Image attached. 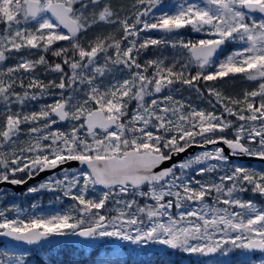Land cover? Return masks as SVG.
Segmentation results:
<instances>
[{
    "label": "snow or ice",
    "instance_id": "1",
    "mask_svg": "<svg viewBox=\"0 0 264 264\" xmlns=\"http://www.w3.org/2000/svg\"><path fill=\"white\" fill-rule=\"evenodd\" d=\"M163 3L135 0L136 11L121 17L110 0H0V184L22 186L72 161L86 168H65L63 179L50 177L27 189L28 195L61 193L74 202L68 211L25 216L18 207L0 209V237L30 246L68 237L117 240L200 256L235 249L241 251L235 264L256 259L264 264V206L240 197L249 191L264 197V169L229 164L223 148H207L224 144L232 156L264 161V0H176L171 11L161 8ZM100 24L116 25L123 35L87 40L89 30ZM186 27L207 38L180 39L179 30ZM152 30L164 36L140 39ZM60 41L68 44L53 48ZM229 44L239 47L226 52ZM150 47L175 50L171 63L161 57L140 63ZM49 53L61 63L50 64ZM41 66L59 73V82L41 80L36 75ZM119 66L129 75L105 83ZM230 74L257 86L233 98L208 84ZM198 82L215 97L212 107L220 105V114L171 94L156 98L177 84L200 92ZM53 88L61 90L60 99L25 111L29 101L50 95ZM61 122L71 124L70 130L53 131ZM230 130L231 138L225 135ZM193 147L204 150L156 171ZM188 170L196 175H186ZM215 172L222 174L214 180L196 178ZM174 207L183 210L176 214ZM8 211L15 215L10 218ZM112 211L115 215L106 214ZM257 252L259 257L249 255ZM95 255L94 264H128L118 250ZM0 264L28 261L25 253L3 251ZM41 264L61 262L50 256Z\"/></svg>",
    "mask_w": 264,
    "mask_h": 264
},
{
    "label": "rangeland",
    "instance_id": "2",
    "mask_svg": "<svg viewBox=\"0 0 264 264\" xmlns=\"http://www.w3.org/2000/svg\"><path fill=\"white\" fill-rule=\"evenodd\" d=\"M176 2V0H164V3L161 5V8H167L169 11L173 10L172 6L174 5V3ZM192 2H200V0H192ZM111 6L114 9V5H116L118 3V0H110ZM115 10V9H114ZM117 11V10H115ZM136 11V8L132 6H130L128 8V15H131L132 13H134ZM159 11V10H157ZM118 12V11H117ZM118 14L121 17H124L123 13L118 12ZM126 16V15H125ZM259 19V18H257ZM3 26L0 25V30H2ZM187 30V34L184 35V33L182 35H178V37L180 39H183L185 41L187 40H198V39H202V38H207L203 33H196L194 31L191 30L190 27H186L185 28ZM156 30H152V31H147V32H142L140 34V39L143 40L146 37H151V38H161L163 36H156L155 35ZM109 33H112L113 35H115L117 38L121 37L123 35L122 31H120L118 29V27L116 25H104V24H100L97 25L96 27H94L93 29L89 30V33L87 34V40H91L93 38H95L97 35L100 36H106ZM129 39H132L131 37ZM87 40L85 41V43H87ZM128 41H124V45H127ZM68 44L67 41H60L56 44L53 45V48H59L62 45L66 46ZM239 47V44H229V46L226 49L227 51H231L234 48ZM35 52V50H33ZM225 52V54H226ZM38 55V53H37ZM49 57L52 56L51 53L48 54ZM47 55V58H48ZM109 55H114V52L112 50L109 51ZM175 55V50L171 49V48H164L161 50H158L156 48H152L150 47L148 50L146 51H142L140 57H139V62L140 63H144L146 60H152V59H156L158 57L161 58H165V62L166 63H171L173 56ZM31 59H36V55L31 56ZM57 58V57H56ZM56 58L53 56V63H50V60L47 59L49 61L50 64H54ZM222 58V57H221ZM7 64L11 65L15 63V60H9L6 61ZM65 72H70V69H68V67L65 65ZM214 69L210 68L208 69V71H213ZM191 71L193 72V74L196 71V68L193 67L191 69ZM149 72H151V69L149 70ZM36 75L39 76V78L41 80H43L45 83H47L49 80H56L57 83L59 82V73H54V72H48L47 69L43 66L39 67L36 69ZM129 75L128 70L124 69L123 66H119L118 69L113 73V75H110L109 77L105 78V83L108 82V80L113 79V76L116 78H121V77H127ZM258 82H250L247 81L245 79H243L241 76L237 75V76H232L231 74L228 76V80L225 82L221 83V86H218L217 88L225 95V96H230L233 98H242L243 93L246 90H252L257 86ZM19 91V89H18ZM61 90L59 89H50L49 92L51 93L50 95H47L43 98H40L36 101H29L27 108L25 109V111H38L39 108L42 105H46V104H51L54 103L56 100L60 99L59 93ZM70 89L66 90V94H70ZM171 94L174 96V98L176 100H180L183 101L186 105H191L192 107L198 109V110H205V111H216L217 114H220L222 112V108L220 107V105H216L215 109H213L212 105L216 103L215 101V97L210 96L208 93V95L202 93V92H197L194 89H192L189 86L186 85H181V84H177L174 86L173 90L171 92H169V90H165L164 92L158 94V96L156 98H162L165 95ZM153 97H148L146 98L147 100H151ZM209 101H211V103H209ZM136 102L133 101L132 105L130 106V111L135 107ZM13 108L16 109V106L13 105ZM3 109V105L0 104V110ZM228 119H232L234 122L236 123H241L238 121H235L234 117H226ZM3 124V118L0 117V125ZM29 125H22V128H28ZM71 128V124H69L68 122H61V123H57L55 125L52 126V130H60V131H69ZM225 135H227L229 138L232 137L233 133L230 130L229 132L225 133ZM27 137L26 136H21V140H26ZM216 146H209L208 150H213ZM203 150L198 151L195 155L201 153ZM194 155V156H195ZM192 156V157H194ZM191 157V158H192ZM210 164L212 163H216L215 161H210ZM229 164H234V165H242L245 167H250L253 169H264V165H247L245 163L242 162H238V161H229ZM196 167H201V166H196ZM179 170H177V175H179ZM219 174H222L220 172H215L212 174H206L205 176L201 177V176H196L197 179H202V180H214ZM19 176L26 178V176L23 173L18 174ZM186 175H196L195 172H193V170H188V172L186 173ZM58 179H63L64 175L56 177ZM46 181V180H45ZM43 182V181H42ZM41 183V182H39ZM39 183L35 184L34 186L38 185ZM99 191H103L102 189H97V192ZM27 191L20 196L19 198H13L11 194H4V195H0V209H6V208H12V207H18L21 209V211L25 214V216H51V215H56V214H63L66 211H68L70 209V206L72 204H74L73 201H71L70 199L63 197L61 193H53V192H41V193H37L35 195H28L26 194ZM96 193L90 192L89 196H95ZM57 196H59L60 198L57 199ZM240 197L242 199H252L254 200L258 206H264V197H261L259 195H253L251 193V191L247 192V193H240ZM141 203H143L144 201L141 200ZM151 202V201H149ZM210 204L212 203L211 200L208 201ZM35 204L36 207L33 208L32 205ZM108 208H112L113 205L111 203H109V205L107 206ZM193 207H196V205H193ZM183 210V209H181ZM181 210H177L175 207L172 209L173 213L178 214L179 211ZM103 211V210H102ZM8 216L11 218L13 217L15 214L12 211H8ZM109 215H115V212L112 211L110 213H106ZM80 244H85L86 248L91 249L97 245H105V246H112L115 248H125L127 251L133 252L132 256V261H129L128 264H136V261H140L142 259V257H140V255H143L146 251H149L148 248L147 249H141L139 246L137 245H131L127 242L124 241H117V240H106V241H92V242H80L78 245ZM159 246V245H156ZM161 247V246H160ZM34 250H38V249H33V250H25V249H19V248H15L12 245H9L5 242L2 241V239L0 238V252L3 251H8L9 253H14V254H21V253H25L26 254V259L28 261V263L32 264V261L34 259V255L37 252H34ZM174 251H179V250H170L167 249L166 252H174ZM181 252V251H179ZM160 253V252H158ZM157 253V254H158ZM183 253V252H182ZM186 256H188V260L191 259L192 263L189 262V264H235L237 258L240 256L241 251L240 250H231L227 255H225L223 253V251L221 252H217L215 254L209 255V256H200V255H191V254H187L184 253ZM249 255H254L255 257H259L260 255H255V254H249ZM48 256H53V252L48 251ZM47 256V257H48ZM136 256V258H134ZM123 259L125 260H129L127 257H123ZM138 264H143L141 262H139ZM180 264H188L187 262H181ZM253 264H259V260L256 259L254 260Z\"/></svg>",
    "mask_w": 264,
    "mask_h": 264
},
{
    "label": "trees",
    "instance_id": "3",
    "mask_svg": "<svg viewBox=\"0 0 264 264\" xmlns=\"http://www.w3.org/2000/svg\"><path fill=\"white\" fill-rule=\"evenodd\" d=\"M135 4V0H118V3L114 5V9L123 15H128V8ZM56 58V57H55ZM50 63H53V56L48 55ZM55 63H61L60 58H56ZM228 80V77L223 79H217L216 81L208 82L209 85H214L215 87L221 86L222 82ZM202 93L208 95L206 91V85L203 82H198ZM247 165H252L247 163ZM119 251L121 256L127 257L129 261H132L133 252L127 251L125 248H115L112 246L97 245L91 249L86 248L85 244H59L51 247H40L38 250H34L35 253L32 264H41V262H47L49 259L48 251L53 252V256L57 257V260L61 264H94V261L97 260L96 252L99 251L100 256H106L115 251ZM58 254V255H57ZM48 256V257H47ZM142 259L136 261V264L139 262L143 264H180L181 262L192 263L191 259L188 260V256L179 251L174 252H160V253H151L146 251L143 255H140ZM136 258V256L134 257ZM30 264V263H28Z\"/></svg>",
    "mask_w": 264,
    "mask_h": 264
},
{
    "label": "water",
    "instance_id": "4",
    "mask_svg": "<svg viewBox=\"0 0 264 264\" xmlns=\"http://www.w3.org/2000/svg\"><path fill=\"white\" fill-rule=\"evenodd\" d=\"M259 15V14H258ZM182 32V29L179 30V33ZM156 33L158 35H162L164 33L157 31ZM178 33V34H179ZM209 146H213V145H208ZM216 147H220L224 149V154L226 156H229L230 160H240V161H250L253 163H257L260 165H264V161H261L257 158L254 157H247V156H232L231 150L227 148L226 145L224 144H219V145H215ZM200 150H204L202 148L199 147H193V148H189L187 150V152L185 153H181L179 155H174L171 161H166L165 163L161 164L159 168L156 169V171H160L164 168H169L172 167L173 164L178 163L180 161L186 160L190 157H192L193 155H195L198 151ZM78 169V170H86V168H84V166H81L79 164V162L77 161H72L66 165H61L59 168L53 169L52 171H45L40 173L38 176H36L34 179L28 180V182L22 186H15V185H10V184H0V193H4L6 190L8 191H12L13 192V196L15 198H19L20 196H22V194H24L27 189L39 182L48 180L50 177H59L64 175L63 169ZM4 242H6L7 244L12 245L15 248H20V249H26V250H31V249H35V248H39V247H51V246H55V245H59V244H67V245H72L74 243H79L81 242V238L78 237H68V238H54L52 242H44L42 245H25V244H21L19 242L16 241H12L10 238H6V237H0ZM83 242H88V241H83ZM166 248H162L160 246H155V245H150L149 246V250H151L152 252H158L161 250H165ZM255 254H260V253H255Z\"/></svg>",
    "mask_w": 264,
    "mask_h": 264
},
{
    "label": "flooded vegetation",
    "instance_id": "5",
    "mask_svg": "<svg viewBox=\"0 0 264 264\" xmlns=\"http://www.w3.org/2000/svg\"><path fill=\"white\" fill-rule=\"evenodd\" d=\"M257 18H259V15L257 14ZM184 33V35L185 34H187V30L186 29H182V32H181V35ZM158 35V34H157ZM160 36H162V35H160ZM25 179H27V177L25 178ZM7 194H11L12 195V192H7Z\"/></svg>",
    "mask_w": 264,
    "mask_h": 264
}]
</instances>
